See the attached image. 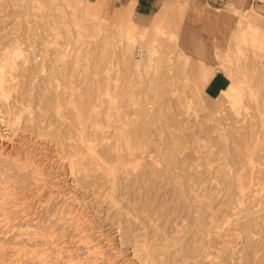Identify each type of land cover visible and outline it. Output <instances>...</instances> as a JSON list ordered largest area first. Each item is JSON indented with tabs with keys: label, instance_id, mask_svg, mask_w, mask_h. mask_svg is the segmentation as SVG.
I'll use <instances>...</instances> for the list:
<instances>
[{
	"label": "rangeland",
	"instance_id": "obj_1",
	"mask_svg": "<svg viewBox=\"0 0 264 264\" xmlns=\"http://www.w3.org/2000/svg\"><path fill=\"white\" fill-rule=\"evenodd\" d=\"M84 7L0 0V139L33 164L8 182L18 210L0 212V264H264L258 118L216 114L154 28L151 55ZM235 57L234 79L264 100L263 59Z\"/></svg>",
	"mask_w": 264,
	"mask_h": 264
},
{
	"label": "crops",
	"instance_id": "obj_2",
	"mask_svg": "<svg viewBox=\"0 0 264 264\" xmlns=\"http://www.w3.org/2000/svg\"><path fill=\"white\" fill-rule=\"evenodd\" d=\"M82 0H80L81 3ZM83 12L117 26L173 32L189 62L187 77L207 101L229 107L230 75L226 56L237 47L253 62L264 61V0H83ZM168 29V30H167ZM226 51L217 52L216 47ZM225 65L224 67H222ZM260 70V66H258ZM233 75V74H232ZM234 76V75H233ZM264 93V92H263Z\"/></svg>",
	"mask_w": 264,
	"mask_h": 264
},
{
	"label": "bare ground",
	"instance_id": "obj_3",
	"mask_svg": "<svg viewBox=\"0 0 264 264\" xmlns=\"http://www.w3.org/2000/svg\"><path fill=\"white\" fill-rule=\"evenodd\" d=\"M121 29L123 34V39L126 40L128 43L133 44L135 42H143L149 52V54L154 55L157 53L154 50V46H158L157 43L152 44V41L150 40V32L148 31L149 28H139L136 24H132L129 27L124 26H117ZM156 36H161L163 39H168L170 42V45L174 44L173 47H176V53L178 57L182 58L183 66L184 68L188 65V58L180 52L177 45V37L173 32L165 31L164 29H155ZM217 52L220 50L221 52H225L226 50L224 48H220V46L216 47ZM236 52V53H235ZM234 54H236V57L234 58L237 62H242L244 68L250 67V58L243 52L241 47H237ZM249 63V64H248ZM223 65L222 67H224ZM146 69V68H143ZM184 74L185 78L189 81L187 77V72L185 71ZM230 75L234 77L231 73ZM193 89L198 92V90L195 88V86H192ZM230 90L232 94L228 97L229 100V109L231 110H238L235 111V116L238 117L236 124L241 122L242 124L245 123H251V119L254 117H257L259 120V126H261L262 132H264V100L259 99V97L256 95L257 93L252 90L250 85L247 83L246 78H235V80L232 82V85L230 87ZM198 94L201 97V94L198 92ZM249 97V100H251L255 105V108L253 109V113L251 115L250 112H248L249 107L245 104V98ZM222 109H220V106H215L214 112L216 114L220 113ZM240 117V118H239ZM250 125V124H249ZM36 137H44V135L47 134H35ZM58 141L59 144L63 143L64 138L60 137V134L58 133V137L55 139V141ZM259 140V139H257ZM263 140H264V134H263ZM21 146V145H20ZM254 149V147H253ZM18 146L16 143L7 142L4 139H0V190L2 191V194L0 195V212L2 211H11L6 212L4 214L15 213V201L13 200V187L8 185V182L10 180V177L13 176L16 179H19L22 175H27L29 172V168L32 167L33 164L29 163V160L24 159L22 160L21 157L17 154L18 153ZM247 151L250 152V147L247 148ZM71 156L73 159H76L77 154L75 152H71ZM248 160H250V156L247 157ZM13 162L12 165L8 164V162ZM249 166H253V163L248 161ZM33 172L37 174V182L33 183V186L36 185V188L40 186V183L44 180L42 173L37 171V169L33 168ZM22 183L29 182L26 179L21 180ZM30 183V182H29ZM39 189V188H38ZM11 207L13 208L12 210ZM3 214V213H2ZM76 217L75 214H70L69 217L64 219V222H71ZM67 225V224H66ZM91 249V248H89ZM90 252H95L94 250L89 251L87 253V257L90 256ZM66 264H73V262H67ZM76 264V263H74Z\"/></svg>",
	"mask_w": 264,
	"mask_h": 264
},
{
	"label": "built area",
	"instance_id": "obj_4",
	"mask_svg": "<svg viewBox=\"0 0 264 264\" xmlns=\"http://www.w3.org/2000/svg\"><path fill=\"white\" fill-rule=\"evenodd\" d=\"M135 56H136V57H139V56H140L139 52H137V53L135 54Z\"/></svg>",
	"mask_w": 264,
	"mask_h": 264
}]
</instances>
